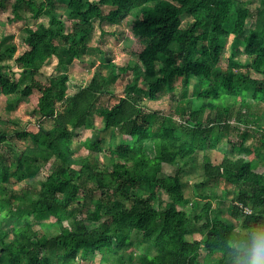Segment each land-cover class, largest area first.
<instances>
[{"label": "trees", "instance_id": "1", "mask_svg": "<svg viewBox=\"0 0 264 264\" xmlns=\"http://www.w3.org/2000/svg\"><path fill=\"white\" fill-rule=\"evenodd\" d=\"M249 1L0 0L9 22H23L28 46L15 57L14 35L0 41V98L12 109V96L22 97L39 117L37 128L13 129L24 146L11 140L6 150L11 133L0 128V264H96L97 254L109 264H246L264 236V0L256 16ZM95 19L101 35H115L125 20L141 43L137 61L116 65L102 50L109 72L69 95L70 72L89 64ZM237 39L261 77L239 69ZM54 56L62 69L47 74L42 67ZM6 58H15L19 77ZM118 68L133 71L121 95L108 88L120 78ZM162 94L171 96L169 115L145 104ZM97 118L123 136L107 149L100 140L75 139V128L94 127ZM233 130L237 139H228L241 154L215 162L209 152ZM80 145L91 151L77 155ZM202 151L205 179L235 193L230 215L213 213L212 199L188 213L180 167L163 173L164 163H187ZM42 169L49 173L35 191L20 185ZM162 193L168 199L156 206ZM11 215L13 224L4 227ZM202 218L203 237L188 239ZM140 234L151 242L144 252L132 248Z\"/></svg>", "mask_w": 264, "mask_h": 264}, {"label": "rangeland", "instance_id": "2", "mask_svg": "<svg viewBox=\"0 0 264 264\" xmlns=\"http://www.w3.org/2000/svg\"><path fill=\"white\" fill-rule=\"evenodd\" d=\"M261 0H250L248 2V5L252 8V14L256 16V7L260 4ZM44 19L47 20V17L44 16ZM43 20V18H41ZM234 14H232L228 20V28L232 29L234 25ZM249 21L253 24H255V17L249 18ZM22 21H15V22H9L7 18V14L5 12H2L0 10V41L3 40V38L6 35L13 34L15 40L18 44V50L15 53V57L19 54H21L25 49H27V44L25 43L23 37L24 32L22 30ZM70 28V24H67V29ZM113 28V27H112ZM127 22L124 20L121 23L114 26L113 29L116 30L115 35H111L109 33H105L101 35L102 29L101 24L99 22V19H95V25L94 29L92 31V35L90 37V47H88L87 51L85 52V58L89 60V64L84 68H78L74 69L70 72L71 78L68 81L67 86V92L68 94H73L76 92L81 86L87 85L91 78L97 74V72H109L110 68L108 65H106V62L104 61V53H102V50L105 51V57L112 58V61L116 65H127L129 63H134L137 61V53L141 49V43L132 38L128 32H127ZM235 35L231 34L228 42H227V51H226V57H228L231 54L232 51V45L235 41L234 39ZM236 45L240 48V51L238 52L237 58L240 60L241 64L239 66V69L251 74L255 77H261V73L254 70L250 65L247 64V61L249 59L248 55L245 53V43L241 39H237L235 42ZM15 58H6L3 60V64H10L13 67V75L15 77H19V67L14 61ZM246 62V64H245ZM58 58L52 57L50 60H48L42 67V71H44L47 74L56 73L57 71H60L62 69L61 65H58ZM224 64L227 63L226 60L223 61ZM8 68V66H7ZM118 74H120V78L116 82H111L108 85V88L113 90L116 94H123L124 93V87L127 82V79L130 75L133 74V71L130 70L128 73L121 74V70L118 68L117 70ZM4 97L0 98V114L2 115V120L0 121V128H4L6 130H9L11 135L7 142H5V149L7 150L9 148L7 143H10L12 141H16L20 146H24L26 141L25 139H19L15 136L13 129H23L25 127H31V128H37L39 123V117L36 116L34 111V106L30 101H27L26 99L13 95L11 98V101L14 104V108L10 109L6 106V101H4ZM145 104L150 109H156L159 110L161 114L163 115H169V109L172 105V99L169 94H162L157 99H150L147 98L145 101ZM44 124L47 127L52 126L53 120L52 119H45ZM264 124V119L261 122ZM103 123L100 121L99 118H97L96 123L91 127H77L74 129L75 132V139L84 141L89 140L92 142L101 141V145L103 148L107 149L110 144L115 143L119 140H121L122 133L119 130V128H109L104 129L102 128ZM241 128L242 125H241ZM228 135V136H227ZM225 137L223 136L221 142L219 143L218 147L211 150L210 156L215 161L218 162L219 159L222 157L224 153L230 154L232 157H238L241 153L238 148H236V145L229 141L228 137L231 139L236 140L238 137V134L236 130L231 131L229 134H227ZM29 143H33L32 139L29 138L27 140ZM151 144H149L150 146ZM91 150L86 147L85 145H80L78 154L77 155H86ZM254 154V153H253ZM102 158H105V154L101 153ZM204 152H200L196 160H189L187 163H179L178 161L176 163L170 164V163H164L163 173L164 174H174L175 171L180 167L182 172V178L185 188V193L187 196L190 197V202L185 205V209L188 213L195 215L197 212L202 210V207L206 203L208 199H212L213 201V213H220L222 215L231 214L233 209V197L235 196V193L233 190H230L229 188H223V187H216L212 185L211 180H206L204 176ZM55 166H51V169ZM50 169V168H49ZM260 170H264V166H260ZM47 173H49V170L42 169L39 174L33 178L26 179L20 183V185H28L30 186L32 191H35L39 180L44 178ZM37 196V194H36ZM165 199H168V195L166 193H162L160 198H156L154 200V203L156 206L159 205L160 201H164ZM15 216L11 215L7 218V222L4 224V227H10L11 224H13ZM52 218V216L48 215V219ZM204 218L201 220L193 221L192 222V233L188 234V239H194V238H202L203 233L202 231L205 230L204 226ZM93 225V224H91ZM54 228V227H52ZM12 236H10L8 239H11ZM135 240V246L132 247L136 249L138 252H144L148 249L151 242L148 240H145L143 238V235L140 234ZM238 244L240 247L248 249L249 244L246 241H239ZM114 257L120 258L119 255L114 254ZM94 260L96 264H109V260H104L102 258L101 254H97L94 256ZM126 263H128V260L126 259ZM82 264H92L90 260H85L82 262ZM140 264V263H137Z\"/></svg>", "mask_w": 264, "mask_h": 264}, {"label": "clouds", "instance_id": "3", "mask_svg": "<svg viewBox=\"0 0 264 264\" xmlns=\"http://www.w3.org/2000/svg\"><path fill=\"white\" fill-rule=\"evenodd\" d=\"M246 264H264V236H258L250 254L246 257Z\"/></svg>", "mask_w": 264, "mask_h": 264}, {"label": "bare ground", "instance_id": "4", "mask_svg": "<svg viewBox=\"0 0 264 264\" xmlns=\"http://www.w3.org/2000/svg\"><path fill=\"white\" fill-rule=\"evenodd\" d=\"M10 55H12V54H10Z\"/></svg>", "mask_w": 264, "mask_h": 264}]
</instances>
